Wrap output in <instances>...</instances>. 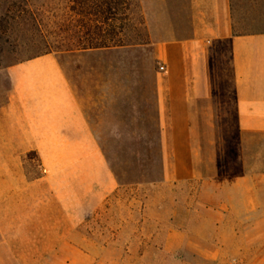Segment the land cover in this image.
I'll return each instance as SVG.
<instances>
[{
  "label": "crops",
  "instance_id": "crops-1",
  "mask_svg": "<svg viewBox=\"0 0 264 264\" xmlns=\"http://www.w3.org/2000/svg\"><path fill=\"white\" fill-rule=\"evenodd\" d=\"M143 1L148 11L187 12L186 31L165 32L152 43L153 60L164 68L155 73L153 85L163 172L158 186L177 187L203 178L199 124L214 121L209 108L214 68L223 65L219 56L225 50L238 132L264 136V32L234 33L231 0H177L175 6L170 0ZM148 25L154 26L151 21ZM4 79L0 264H120L119 252L134 251L136 244L150 249L144 212L142 239L136 241L134 210L126 212L121 224L119 213L104 210L121 185L102 152L98 127L57 57L48 53L13 65ZM246 177L243 170L216 179L221 217L245 216L235 198L246 194ZM105 215L111 223L100 229L97 220ZM158 220L165 227L161 211ZM163 235V250L177 251L184 245V233L178 229Z\"/></svg>",
  "mask_w": 264,
  "mask_h": 264
},
{
  "label": "rangeland",
  "instance_id": "rangeland-1",
  "mask_svg": "<svg viewBox=\"0 0 264 264\" xmlns=\"http://www.w3.org/2000/svg\"><path fill=\"white\" fill-rule=\"evenodd\" d=\"M170 1L173 5L177 2ZM231 3L234 33L264 32V0ZM72 6V0H0V10H11L10 17L24 16L25 20L10 22L6 30L0 27V83H6L4 74L13 65L46 53L57 57L96 123L104 157L121 185L104 210L119 213L123 217L118 219L120 224L126 221V212L134 210V227L139 234L136 241L142 239V212L146 214L151 248L144 251L136 244L134 251L119 252V263L264 264V136L238 132L226 50L219 56L223 65L218 63L214 68L215 93L209 107L214 121L199 124L203 178L177 187H159L163 172L153 85L155 73L164 68L153 60L152 43L164 38L165 32L186 31L187 12L148 11L143 0H131L129 11H119L115 24L126 25L118 38L130 45L82 52L75 50L76 32H84L81 26L85 20L79 21ZM166 19L172 23H164ZM150 21L154 24L151 28ZM79 37L83 38V33ZM243 170L247 174L246 186H242L246 194L235 201H241L245 216L223 218L216 179L233 177ZM160 211L166 218L161 223L165 227L159 225ZM110 223V216L105 215L96 226L101 229ZM171 229L184 233V245L177 251L161 248L163 232ZM172 247L169 244L168 248Z\"/></svg>",
  "mask_w": 264,
  "mask_h": 264
},
{
  "label": "trees",
  "instance_id": "trees-1",
  "mask_svg": "<svg viewBox=\"0 0 264 264\" xmlns=\"http://www.w3.org/2000/svg\"><path fill=\"white\" fill-rule=\"evenodd\" d=\"M25 1L27 0H23V2ZM130 2L131 0H72V11L80 19L79 21L85 20L81 26L84 28V32H76L78 39L75 44V50L86 52L108 50L130 45L128 42L122 40V38H118V35L124 34L126 25L120 24L118 27L115 26L117 14L119 11H129ZM25 12L26 9L22 10L20 15ZM10 14L11 10H0V27H4L5 30L9 27L10 22L24 18V16L10 17ZM22 21L25 23V20ZM77 27L80 29V26ZM102 28L104 31H102ZM115 30L118 31V34ZM80 33H83V38L79 37ZM44 43L45 47H47V43Z\"/></svg>",
  "mask_w": 264,
  "mask_h": 264
},
{
  "label": "built area",
  "instance_id": "built-area-1",
  "mask_svg": "<svg viewBox=\"0 0 264 264\" xmlns=\"http://www.w3.org/2000/svg\"><path fill=\"white\" fill-rule=\"evenodd\" d=\"M162 69V68H161Z\"/></svg>",
  "mask_w": 264,
  "mask_h": 264
}]
</instances>
